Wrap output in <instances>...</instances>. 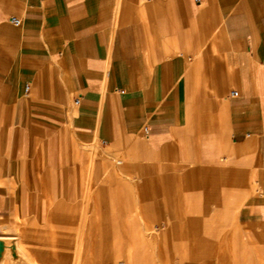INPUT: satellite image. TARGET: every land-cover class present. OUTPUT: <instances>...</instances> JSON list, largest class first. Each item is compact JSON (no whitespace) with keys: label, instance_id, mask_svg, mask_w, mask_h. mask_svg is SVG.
<instances>
[{"label":"crops","instance_id":"obj_1","mask_svg":"<svg viewBox=\"0 0 264 264\" xmlns=\"http://www.w3.org/2000/svg\"><path fill=\"white\" fill-rule=\"evenodd\" d=\"M76 221L129 240L83 264H264V0H0V238Z\"/></svg>","mask_w":264,"mask_h":264},{"label":"rangeland","instance_id":"obj_2","mask_svg":"<svg viewBox=\"0 0 264 264\" xmlns=\"http://www.w3.org/2000/svg\"><path fill=\"white\" fill-rule=\"evenodd\" d=\"M87 214H88V212H87ZM77 218L79 219V217H77ZM31 228L33 230H35V224H32V225L27 224V229H31ZM110 229H111L110 224H107V223L106 224H94V223H89V222L83 223L81 221H79V222L76 221L73 225H71V228L69 230V234H67L66 225L60 224V228L58 229V238L57 239L47 238V237L40 239V237H35V235H34L35 233H31L30 235L27 236L26 242H24L25 239L23 238V243L27 247H25V248L22 247L24 250H26V253L24 252V255H25V258L29 262L28 263H26V262L22 263L21 262L19 264H33L32 260L35 261V258H36L34 256L35 255L34 254V252H35L34 248H36L38 246L46 248L47 251L53 250V251L58 252V253H68L69 257H71L68 260L70 262V264H83V262H84V259H83L84 246L89 241L94 242L93 249H95L96 251H100L102 249L101 252L103 251V249L104 250H106V249L110 250L111 249L110 243H112V242L117 244V246L115 247L117 249L120 247V246H118L120 242H121V244H123L124 242L129 243L128 239H123V238H120L117 240L112 239V240L108 241L107 237L111 235L109 233L111 231ZM19 234H21V233L17 232L16 235L18 236ZM67 235L69 236V238L67 237ZM11 240L15 241V239H11ZM99 241L102 242L104 244V246L100 247L99 243H98ZM41 243H43V244H41ZM130 247L131 246H129V247L124 246L120 251L118 250L116 252V253H118V255H116V258L114 259V264H129V262H130L129 260H131V253H132V250ZM78 249H80V251H79V259L77 260L76 256L78 255V252H77ZM61 256L62 255L58 254L56 256V258L58 259L59 262H62L63 260L61 261V259L64 258V261L62 262V264H63V263H65V255H63V257H61ZM221 257L224 259V262L220 261V264H232V260H231L232 256L231 255L220 256V260H221ZM132 258H133V255H132ZM5 260H7L11 264H13L12 257L8 253H6L4 259L0 262V264H3ZM36 262L38 263L37 260H36Z\"/></svg>","mask_w":264,"mask_h":264},{"label":"bare ground","instance_id":"obj_3","mask_svg":"<svg viewBox=\"0 0 264 264\" xmlns=\"http://www.w3.org/2000/svg\"><path fill=\"white\" fill-rule=\"evenodd\" d=\"M118 161V160H117ZM21 235V234H20ZM8 240V239H7ZM11 240V239H10ZM23 240H22V238L21 237H19V235H18V237L15 239V241L13 242V243H11L10 241H8V242H6L5 243V246H6V249H5V252L3 253V255L1 254L2 253V248H0V254L2 255V260L4 259V257H5V255H6V253H8V254H10V256L12 257V262H13V264H19V263H24V262H26V263H28L29 261L25 258V255H24V251H23V248L22 247H24V246H22L23 244V242H22ZM79 243V242H78ZM41 244H43V243H41ZM2 245V244H1ZM25 245V244H24ZM27 245V244H26ZM78 246V245H77ZM2 247V246H1ZM27 247V246H26ZM39 247V246H38ZM80 248V247H79ZM37 248H34V250H36ZM40 250H42V249H40ZM37 251V250H36ZM43 251V250H42ZM79 251H80V249H78L77 250V252H78V255L76 256V259L78 260L79 259ZM14 252V253H13ZM94 252V251H93ZM82 253V252H81ZM77 254V253H76ZM75 254V255H76ZM35 256V255H34ZM56 256H57V254H56ZM36 257V256H35ZM41 257V256H40ZM61 257H63V256H61ZM21 258V259H20ZM38 259V258H37ZM41 259V258H40ZM92 259H94V258H92ZM132 259V258H131ZM1 260V261H2ZM43 260V259H42ZM130 261V260H129ZM32 262H33V264L35 263V264H38L37 262H36V260L34 261V260H32ZM104 262H106L105 260L103 261V263ZM131 262V261H130ZM129 262V263H130ZM3 264H11L10 262H8L7 260H5L4 261V263ZM105 264V263H104ZM132 264V263H131Z\"/></svg>","mask_w":264,"mask_h":264},{"label":"built area","instance_id":"obj_4","mask_svg":"<svg viewBox=\"0 0 264 264\" xmlns=\"http://www.w3.org/2000/svg\"><path fill=\"white\" fill-rule=\"evenodd\" d=\"M195 1H198V0H195ZM10 21H11V23H13V24L16 25V26H20V25H21V21L18 20V19L11 18ZM28 90H29V86L26 87V91H28ZM231 96H232V97H238V96H239V93H238L237 91H234V92L231 93ZM79 102H80V98H78V99L76 100V103H79Z\"/></svg>","mask_w":264,"mask_h":264},{"label":"water","instance_id":"obj_5","mask_svg":"<svg viewBox=\"0 0 264 264\" xmlns=\"http://www.w3.org/2000/svg\"><path fill=\"white\" fill-rule=\"evenodd\" d=\"M8 241H10L11 243H13L14 241L13 240H10V239H1L0 238V248H2V255H3V253L5 252V249H6V246H5V243L6 242H8ZM2 244V245H1ZM2 246V247H1ZM14 253V252H13ZM0 254V262H1V260H2V255Z\"/></svg>","mask_w":264,"mask_h":264}]
</instances>
